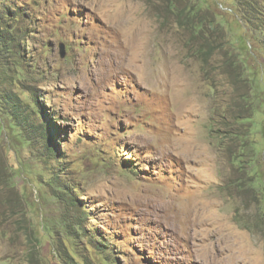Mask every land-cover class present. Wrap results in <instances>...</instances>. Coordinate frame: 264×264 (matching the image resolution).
<instances>
[{
    "label": "rangeland",
    "instance_id": "374dc122",
    "mask_svg": "<svg viewBox=\"0 0 264 264\" xmlns=\"http://www.w3.org/2000/svg\"><path fill=\"white\" fill-rule=\"evenodd\" d=\"M242 2L4 0L25 62L0 59V264H264V33L242 16L264 0Z\"/></svg>",
    "mask_w": 264,
    "mask_h": 264
},
{
    "label": "trees",
    "instance_id": "16d2710c",
    "mask_svg": "<svg viewBox=\"0 0 264 264\" xmlns=\"http://www.w3.org/2000/svg\"><path fill=\"white\" fill-rule=\"evenodd\" d=\"M236 5H244L242 0H234ZM250 5V4H249ZM246 12V13H244ZM259 15H262L261 19ZM23 12L10 8L9 5H4V0H0V59L7 57L10 60V64L18 68L20 73L23 71L22 62H25L24 54L20 50H23V44H20V36L22 34V27L20 26L19 20L22 18ZM242 16L247 17V22L252 20H258L262 26H259V32L264 33V12L255 8L247 9L242 6ZM243 50H249L248 44H245L242 48ZM9 64V63H7ZM10 65L6 70H10ZM35 94H32V105L29 107L31 113L40 114L42 116V110L39 103L36 101ZM17 112V111H16ZM51 153L53 150L50 149ZM71 236V235H70ZM90 247H95L92 241L89 240ZM70 263V264H74ZM82 264V263H80Z\"/></svg>",
    "mask_w": 264,
    "mask_h": 264
},
{
    "label": "bare ground",
    "instance_id": "6f19581e",
    "mask_svg": "<svg viewBox=\"0 0 264 264\" xmlns=\"http://www.w3.org/2000/svg\"><path fill=\"white\" fill-rule=\"evenodd\" d=\"M175 84H176V83H175ZM174 86H175V85H174ZM180 87H181V86H180ZM176 88H178V87H176ZM201 202H202V201H201ZM205 202H206V201H205ZM202 204H203V203H202ZM202 204H201V205H202ZM198 205H199V204H198ZM201 205L199 206L200 208H201ZM204 205H205V204H204ZM206 207H207V206H206ZM203 209H204V208H203ZM210 209H211V208H210ZM201 212H202V211H201ZM203 212H204V210H203ZM203 212H202V213H203ZM205 213H207V212H205ZM209 214H210V212H209ZM201 215H202V214H201ZM199 217H200V216H199ZM211 218H212V217H211ZM212 219H213V218H212Z\"/></svg>",
    "mask_w": 264,
    "mask_h": 264
},
{
    "label": "water",
    "instance_id": "95a60500",
    "mask_svg": "<svg viewBox=\"0 0 264 264\" xmlns=\"http://www.w3.org/2000/svg\"><path fill=\"white\" fill-rule=\"evenodd\" d=\"M61 47H62V45H61ZM64 55V52L63 51H61V53H60V56H63Z\"/></svg>",
    "mask_w": 264,
    "mask_h": 264
}]
</instances>
